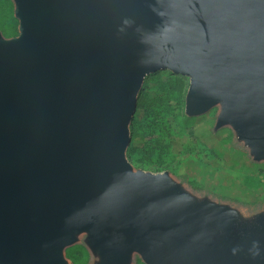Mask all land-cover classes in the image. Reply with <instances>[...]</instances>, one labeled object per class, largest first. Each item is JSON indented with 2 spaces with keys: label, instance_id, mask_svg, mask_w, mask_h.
Instances as JSON below:
<instances>
[{
  "label": "water",
  "instance_id": "obj_1",
  "mask_svg": "<svg viewBox=\"0 0 264 264\" xmlns=\"http://www.w3.org/2000/svg\"><path fill=\"white\" fill-rule=\"evenodd\" d=\"M0 33V264H264V208L197 196L125 157L143 79L184 76L264 162V0H10Z\"/></svg>",
  "mask_w": 264,
  "mask_h": 264
},
{
  "label": "rangeland",
  "instance_id": "obj_2",
  "mask_svg": "<svg viewBox=\"0 0 264 264\" xmlns=\"http://www.w3.org/2000/svg\"><path fill=\"white\" fill-rule=\"evenodd\" d=\"M150 74L142 82V85L147 83L151 86L149 94H162L163 89L155 84H164L162 82L169 79H180L183 92L171 94L164 104L153 103V113L145 112L143 108L137 110L136 104L131 120L137 122L134 133L130 131L129 122L130 140L126 150L135 136L153 150L151 154L146 153L141 145L138 151L135 150L137 161L128 158L125 150V157L132 167L150 172L167 171L193 194L227 203L243 214L264 208V162L251 161L246 149L233 139L227 126L212 130L216 107L185 119L186 77L167 70L157 71L155 79ZM66 259L70 264V259ZM135 259L138 257L133 255L132 264ZM87 264H90L89 256Z\"/></svg>",
  "mask_w": 264,
  "mask_h": 264
},
{
  "label": "trees",
  "instance_id": "obj_3",
  "mask_svg": "<svg viewBox=\"0 0 264 264\" xmlns=\"http://www.w3.org/2000/svg\"><path fill=\"white\" fill-rule=\"evenodd\" d=\"M16 25L17 21L12 15V3L10 0H0V33L4 37H11L16 35ZM160 71V70H158ZM157 71L150 74L152 79H155ZM157 82V81H156ZM154 83V82H152ZM164 84L156 83L155 85H159L160 88L163 89L162 94H149L148 90L151 86L147 83H144L138 93V98L136 101L137 110L143 108L145 112L153 113L154 111L152 104H156L157 102L164 104L166 99L174 93H182L183 92V82L180 79H169L166 82H162ZM154 86V84H153ZM156 108V107H155ZM192 117L185 116L186 120H189ZM137 120H131L130 122V131L134 133V124H136ZM144 146L146 153L151 154L153 148L145 145L138 136L133 137L131 143L129 144L126 150V156L133 161H137L136 151ZM139 147V148H137ZM64 255L66 258L70 259V264H87L88 254L86 249L81 244H73L64 250ZM134 264H142L139 259H135Z\"/></svg>",
  "mask_w": 264,
  "mask_h": 264
}]
</instances>
